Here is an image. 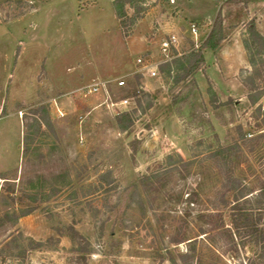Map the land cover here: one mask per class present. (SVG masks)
Segmentation results:
<instances>
[{"label": "rangeland", "instance_id": "rangeland-1", "mask_svg": "<svg viewBox=\"0 0 264 264\" xmlns=\"http://www.w3.org/2000/svg\"><path fill=\"white\" fill-rule=\"evenodd\" d=\"M112 1L0 0V248L16 243L0 264H70V225L90 243L87 264H172L170 255L183 264L184 252L191 264H250V246L236 239L234 252L225 239L211 238L216 232L200 234L208 226L198 216L212 211L220 188L208 152L239 129L249 138L264 128L256 127L261 115L246 97L264 90V47L248 33L250 21L264 30V0H145L137 18L127 10L124 31ZM219 12H232L221 42L232 47L223 58L205 50V69L194 75V87L175 86V103L170 80L137 74L134 59L156 54L167 33L176 31L187 46L188 24L200 23L206 34ZM173 17L177 25L155 37L158 24ZM243 39L246 63L236 46ZM96 83V92L81 91ZM36 107L51 128L41 126L44 134L23 150L25 122L33 124ZM125 109L134 110L122 130L115 116ZM248 164L262 176L249 154L240 164L247 181ZM105 172L108 181L99 179ZM192 191L199 200L187 205ZM222 215L228 224L226 209ZM179 225L190 244L169 241Z\"/></svg>", "mask_w": 264, "mask_h": 264}, {"label": "trees", "instance_id": "trees-1", "mask_svg": "<svg viewBox=\"0 0 264 264\" xmlns=\"http://www.w3.org/2000/svg\"><path fill=\"white\" fill-rule=\"evenodd\" d=\"M144 2L145 0L112 1V6L122 31H124L127 23V10L132 8L135 13V18H137L144 10ZM240 13H238V15H240ZM229 14L231 15L232 12ZM229 14L224 16L220 12L217 13L211 24L210 32L197 48H192L158 66L159 75L165 80H170L172 82L169 89L170 95L172 96V103L176 102L175 96L178 95V93L172 91L178 83L186 82L185 85L188 87L195 86L194 75L197 71L205 69L204 51L209 49L218 56L221 42L226 35L225 28L228 27V25H226V18ZM235 15L236 13L232 15V18ZM238 15H236V18L239 17ZM249 24L251 26L248 29L250 36L255 39L257 43L258 41H262L261 39L263 38H261L257 32L254 23L250 21ZM244 43L245 46L248 47L246 40ZM262 77L263 75L259 76L258 80H261ZM242 82L245 87H248V82ZM251 84L254 85V79L251 80ZM255 85L257 86V83ZM263 93L264 90L256 95L251 93L246 95L249 103L255 105V110L261 115L260 123L256 124L257 128L264 125V101L260 102ZM130 97L133 98L134 109L141 106L137 93L134 92ZM150 106V103H147V107ZM41 108L43 107H36L30 110L33 124L25 122L26 130L22 137L23 150L27 149V145L34 140L35 136L44 134L41 126L47 129L51 128L48 115L45 113L43 116V114L40 113ZM131 110L125 109L116 113L115 122L120 129L125 130L131 124ZM124 121L126 124H123ZM29 128L30 131L28 133ZM238 133L239 135L237 138L232 139L230 143L224 145L218 144L217 147L213 151L208 152L206 156L214 161L217 173L220 175V188L217 194L218 199L212 211L209 213H200L198 216V219L203 220L206 226H208L205 228L200 227L199 231L200 234L205 235H208L210 231L216 232L211 238L214 239V237L218 236L225 239L230 244L229 249L234 252L237 251L235 240L238 239L241 246H250L255 255L256 259H250V264H264V146L261 145L264 139V128L259 129L254 137L251 136L249 138L247 137V133L240 131V129ZM249 154H254L261 168L262 176L260 173H255L251 165L248 164L247 169L253 177L251 180L247 181L248 177L244 174L245 170L240 167V164L247 161ZM168 158L170 161V157ZM178 158L182 161L181 156H178ZM108 177V172L99 175V179L103 181H108ZM152 178L156 179L158 175H151L150 179ZM150 179L145 175L143 177V182L149 184ZM196 200H199L197 191L188 193L185 198L187 205L193 204ZM225 209L228 212V224L223 221L222 210ZM28 213L29 210H24L21 215H26ZM67 228L75 244L70 264H87L86 257L89 253V241L72 225ZM174 231L175 232L169 237V241L172 244H178L184 241H187L188 244L192 242L191 237H187L186 228L179 225L175 227ZM14 241V239H10V241L5 243L6 245L4 246L6 247L0 248V254L5 256L7 254L9 255L10 251L16 248V243H14ZM35 244L38 245L39 243ZM180 257L183 264H191L186 263L187 259H191L188 252L181 253ZM169 259L172 264H177L171 255Z\"/></svg>", "mask_w": 264, "mask_h": 264}, {"label": "built area", "instance_id": "built-area-1", "mask_svg": "<svg viewBox=\"0 0 264 264\" xmlns=\"http://www.w3.org/2000/svg\"><path fill=\"white\" fill-rule=\"evenodd\" d=\"M202 26L195 22L188 24L190 42L187 46H183V36L176 31L167 33L161 40L158 46L157 53L145 51L143 54L137 56L134 59L135 70L140 76H146L148 78H154L159 75L158 66L161 63L170 61L176 56L189 51L192 48H197L207 37L208 33L201 32ZM185 42V41H184ZM119 86L124 84L123 79L117 81ZM98 84L84 86L81 91L84 93H93L97 91ZM127 99L120 100L119 103H127ZM59 115L62 114L58 111Z\"/></svg>", "mask_w": 264, "mask_h": 264}, {"label": "crops", "instance_id": "crops-1", "mask_svg": "<svg viewBox=\"0 0 264 264\" xmlns=\"http://www.w3.org/2000/svg\"><path fill=\"white\" fill-rule=\"evenodd\" d=\"M175 0H170V2H174ZM216 1V0H215ZM177 13H178V15H179V12H178V8H177V11H176ZM179 17V16H178ZM178 17H173L172 19L173 20H171V21H169L168 23H166L165 25H160V24H158L159 26L158 27H156V33L154 34L155 35V37H159V38H161L162 37V34L163 35H165L166 33H162L161 34V37L160 36H158V35H156L157 34V32L159 33V32H164V30H163V28L165 27V30L167 31V30H170V29H172L171 28V26H173V27H175V25H177V23H176V20H177V22H179L178 21ZM214 17V16H213ZM186 18V17H185ZM202 19H208V18H206V17H204V18H202ZM209 20H211V19H209ZM165 31V32H166ZM257 32L259 33V35L261 36V38H263V39H261L262 41H259V44L260 45H262L263 47H264V30H261V29H258L257 30ZM146 39V38H145ZM246 39H243L239 44H237L236 46L238 47L239 46V49L241 50V52H242V58H243V62L244 63H246V52H247V50L249 49V47H247V46H245V43H244V41H245ZM260 42H262V43H260ZM232 45V43L231 42H229V43H223V45H222V47H221V49L219 50V52H220V57L222 56L221 54H223V52L224 51H228L229 49H230V47H232L231 46ZM147 50V49H146ZM259 52L261 51L260 49L258 50ZM222 58H223V56H222Z\"/></svg>", "mask_w": 264, "mask_h": 264}]
</instances>
